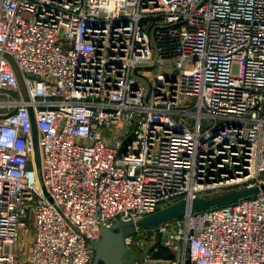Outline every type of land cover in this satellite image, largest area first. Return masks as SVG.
Segmentation results:
<instances>
[{"label": "built area", "instance_id": "1", "mask_svg": "<svg viewBox=\"0 0 264 264\" xmlns=\"http://www.w3.org/2000/svg\"><path fill=\"white\" fill-rule=\"evenodd\" d=\"M262 182L264 0H0V264H90L101 224ZM140 229L134 264H264V190Z\"/></svg>", "mask_w": 264, "mask_h": 264}, {"label": "water", "instance_id": "2", "mask_svg": "<svg viewBox=\"0 0 264 264\" xmlns=\"http://www.w3.org/2000/svg\"><path fill=\"white\" fill-rule=\"evenodd\" d=\"M31 128H32V149L33 159L37 170L38 178L42 189L44 185L40 175V155L37 143V128L32 113L30 112ZM264 190V182L251 186H241L237 188L224 189L219 191L207 192L205 194L195 196L190 200L181 198L163 206L156 211L136 218L134 220H120V222H111L109 224H101L99 226L100 236L93 241V256L90 264H128L130 260L129 254L135 251L136 259L139 258V252L133 247L125 244L124 238L130 233L128 228H143L147 226H155L164 221L181 216L185 211H197L209 207L229 203L239 199L253 196L259 191ZM48 196V195H47ZM50 199V197L48 196Z\"/></svg>", "mask_w": 264, "mask_h": 264}, {"label": "rangeland", "instance_id": "3", "mask_svg": "<svg viewBox=\"0 0 264 264\" xmlns=\"http://www.w3.org/2000/svg\"><path fill=\"white\" fill-rule=\"evenodd\" d=\"M112 222H120L119 219H113ZM151 226H147V227H144L142 229H140V231H143V229L145 228H149ZM127 232L130 233L131 235L132 234H135L136 233V229L135 228H128L127 229ZM31 231L30 230H27V231H23L21 232L19 238H18V241L15 245V249H16V253L18 254V256H26L27 252L29 251V247H30V244H31ZM136 252L135 251H132L129 256H130V260L128 261V264H132L133 261L136 259Z\"/></svg>", "mask_w": 264, "mask_h": 264}]
</instances>
